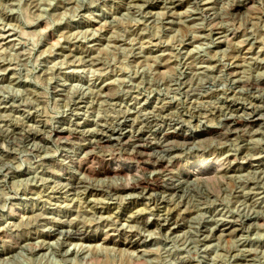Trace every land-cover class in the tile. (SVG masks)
<instances>
[{
    "label": "rangeland",
    "instance_id": "obj_1",
    "mask_svg": "<svg viewBox=\"0 0 264 264\" xmlns=\"http://www.w3.org/2000/svg\"><path fill=\"white\" fill-rule=\"evenodd\" d=\"M0 130V264H264V0H0Z\"/></svg>",
    "mask_w": 264,
    "mask_h": 264
},
{
    "label": "bare ground",
    "instance_id": "obj_2",
    "mask_svg": "<svg viewBox=\"0 0 264 264\" xmlns=\"http://www.w3.org/2000/svg\"><path fill=\"white\" fill-rule=\"evenodd\" d=\"M237 12V11H236ZM247 42V41H246ZM255 42V41H254ZM181 43V42H180ZM169 56V55H168ZM89 57V56H88ZM234 59V58H233ZM163 62V61H162ZM163 64V63H162ZM185 65V64H184ZM167 66V65H166ZM231 66V65H230ZM235 66V64H234ZM233 71V70H232ZM235 71V70H234ZM235 80V79H234ZM242 82V81H241ZM257 83V82H256ZM244 85V84H243ZM253 86V85H252ZM243 87V86H242ZM249 87V86H248ZM241 88V87H240ZM178 89V88H177ZM247 89V88H246ZM261 90V89H260ZM192 91V90H191ZM253 91V90H252ZM234 92V91H233ZM195 93V92H194ZM242 93V92H241ZM258 94V93H257ZM252 95V94H251ZM197 96V95H196ZM234 96V95H233ZM199 97V96H198ZM263 97V96H262ZM208 99V98H207ZM255 100V99H254ZM261 101V100H260ZM207 102V101H206ZM208 104V103H207ZM223 104V103H222ZM198 105V104H197ZM219 106V105H218ZM225 106V105H223ZM263 106V105H262ZM222 107V106H221ZM257 107V106H256ZM259 107V106H258ZM190 108V106H189ZM200 108V107H199ZM24 109V108H23ZM174 109V108H173ZM229 109V108H228ZM258 109V108H256ZM175 110V109H174ZM207 110V109H206ZM221 110V109H220ZM251 110V109H250ZM26 111V110H25ZM160 111V110H158ZM170 111V110H169ZM196 111V110H195ZM215 111V110H214ZM179 112V111H178ZM224 112V111H223ZM126 113V112H125ZM148 113V112H147ZM151 113V112H150ZM160 113V112H159ZM183 113V112H182ZM218 113V112H217ZM216 113V114H217ZM123 114V113H122ZM166 114V113H165ZM168 114V113H167ZM222 114V113H221ZM156 115V114H155ZM197 115V114H196ZM219 115V114H218ZM125 116V115H124ZM150 116V115H149ZM153 116V115H152ZM162 116V115H161ZM160 116V117H161ZM182 116V115H181ZM156 118V117H155ZM158 118V117H157ZM165 118V117H164ZM123 119V118H122ZM207 119V118H206ZM223 119V118H222ZM79 120V119H78ZM163 120V119H162ZM182 120V119H181ZM227 120V119H225ZM82 121V120H81ZM94 121V120H93ZM167 121V120H166ZM44 122V121H43ZM80 122V121H79ZM78 122V123H79ZM104 122V121H103ZM108 122V121H107ZM113 122V121H112ZM171 122V121H170ZM188 122V121H187ZM111 123V122H110ZM146 123V122H145ZM163 123V122H162ZM165 123V122H164ZM174 123V122H173ZM179 123V122H178ZM199 123V122H198ZM202 123V122H200ZM71 124V123H69ZM102 124V123H101ZM169 124V123H168ZM184 124V123H183ZM197 124V122H196ZM220 124V123H219ZM248 124V123H247ZM9 125V124H8ZM98 125V124H97ZM133 125V124H132ZM150 125V124H149ZM167 125V124H166ZM178 125V124H177ZM157 126V125H156ZM159 126V124H158ZM168 126V125H167ZM188 126V125H187ZM186 126V127H187ZM6 127V126H5ZM52 127V126H51ZM70 127V126H69ZM150 127V126H149ZM163 127V126H162ZM172 127V126H171ZM192 127V126H191ZM190 127V128H191ZM2 128V127H1ZM96 128V127H95ZM100 128V127H99ZM117 128V127H116ZM156 128V127H155ZM4 129V128H3ZM93 129V128H92ZM112 132H110L109 136L105 135L106 133H104V131L101 133H97V132H92L90 133L91 131L88 132L89 135H86V136H90L94 139H96V142L99 143V144H105V143H110L112 140L110 139V137H112V135H116L118 133V130H114V127L112 128ZM147 129V128H146ZM168 129V128H167ZM226 129V128H225ZM241 129V128H240ZM91 130V129H90ZM94 130V129H93ZM126 130V129H125ZM155 130V129H154ZM1 131V130H0ZM73 131V130H71ZM68 128L67 129H64V128H56V129H53L52 132L54 133V136H57V137H60L61 135L63 134H72ZM75 131V130H74ZM78 131V130H77ZM84 131V130H83ZM110 131V130H109ZM122 131V130H121ZM158 134L161 135L163 137V140H164V143L166 144L167 141L169 140H173L174 138H177L178 137V133H176L175 131H170V130H164V129H159L157 130ZM195 131V130H194ZM245 131V130H244ZM7 132V131H6ZM29 132V131H28ZM37 132V131H36ZM42 132V131H41ZM82 132V131H81ZM80 132V133H81ZM139 132V131H138ZM150 132V130H149ZM186 132V131H185ZM241 132V131H240ZM108 133V132H107ZM217 133V132H215ZM222 133V132H221ZM2 134V133H1ZM79 134V133H78ZM112 134V135H111ZM153 134V133H152ZM220 134V133H219ZM10 135V134H9ZM81 135V134H80ZM111 135V136H110ZM124 134H120L121 137H123ZM82 136V135H81ZM128 138L129 141H131L130 143L132 144L131 147L134 149L133 151L129 152L128 154L126 153H122L118 148H116L117 146H113L114 148H112L110 146V148H112V152H108L106 151V153H110L109 155H107L106 157H102V166L101 168H99L98 171H95L94 170H90V169H87L86 168V165H84V162H86L88 159L90 158H94L93 156L89 155L90 153H85V156L84 158H82L81 161H78L75 162V161H72L73 163H77V166H76V170L81 173V174H85V175H114L113 177H115V175L117 177H119L121 180H124L126 181V184L128 185L131 178H129V176H131V174H135L136 172H138V168H139V161L141 160L142 156H143V153L145 151H148L150 149H153L154 147H165L164 145H161V144H157V143H152L150 140H147L145 138V136L142 134V133H139V134H132V136L129 134V135H126ZM148 136V135H146ZM150 137V136H149ZM64 138V137H63ZM118 138V137H117ZM151 138V137H150ZM161 138V137H160ZM34 139V138H33ZM131 139V140H130ZM149 139V138H148ZM152 139V138H151ZM52 140V139H51ZM118 140V139H117ZM154 141V140H153ZM160 141V140H159ZM220 141V140H219ZM68 142V141H67ZM92 141H88L87 144L83 145L82 147V150H87L88 148L90 149V146L93 145L91 143ZM172 142V141H171ZM225 142V141H224ZM85 143V142H84ZM122 143V142H121ZM160 143V142H159ZM118 144V143H117ZM108 145V144H106ZM169 145V144H168ZM172 145V143H171ZM191 145V144H190ZM212 145V144H211ZM34 146V145H33ZM105 146V145H104ZM130 146V145H129ZM174 146V145H172ZM2 147V146H1ZM100 147V146H99ZM183 147V146H182ZM106 148V147H105ZM131 148V150H132ZM191 148V147H190ZM196 148V147H195ZM250 148V147H249ZM166 149V148H165ZM171 149V148H170ZM111 150V149H109ZM128 150V149H127ZM199 151V150H198ZM72 152V151H71ZM95 152V151H94ZM246 153V152H245ZM71 154V153H70ZM83 154V153H82ZM94 154V153H93ZM96 154V153H95ZM101 154V153H100ZM148 155V154H147ZM105 156V155H103ZM184 156V155H183ZM247 156V155H246ZM234 157V156H233ZM62 158V157H61ZM247 158V157H245ZM81 159V158H80ZM99 160V159H98ZM168 160V159H167ZM70 162V161H69ZM170 162V160H169ZM237 162V161H236ZM245 162V161H244ZM101 163V162H100ZM167 164V162H166ZM100 165V164H99ZM169 165V164H167ZM215 166H216V160H214L213 158H206V159H201L198 161V163L196 165H194V168L192 170H189L185 173V177H189V176H198V177H202L204 176L205 178H208L211 174L215 173ZM161 167H163V162L161 160H157L155 161L152 165H151V170L153 169V171L151 172H154V169L158 168L160 169ZM89 168V167H88ZM158 173V172H157ZM235 173V172H234ZM78 174V173H77ZM151 174V173H150ZM153 174V173H152ZM136 175V174H135ZM108 176V177H109ZM133 176V175H132ZM151 176V175H150ZM88 177V176H87ZM137 175L134 179H137ZM155 174H153V178L157 179ZM234 177V176H233ZM68 178V177H67ZM72 177H69L67 181H70V183L73 185L74 184H78L79 183V180H76V179H72ZM88 179V178H87ZM106 179V178H104ZM117 179V178H116ZM133 179V180H134ZM175 179V177H174ZM195 180V179H194ZM66 181V182H67ZM86 181V180H85ZM138 181V180H137ZM184 181V180H183ZM205 181V180H204ZM113 182V181H112ZM64 183V182H63ZM81 183V182H80ZM109 183V182H108ZM191 183V182H189ZM83 184V183H82ZM138 184V183H137ZM203 184V183H202ZM79 185V184H78ZM163 185L164 186H167L169 185L168 182H164L163 181ZM69 186V185H67ZM200 186V184H199ZM87 188V187H86ZM145 188V187H144ZM83 189V188H82ZM181 189V188H180ZM184 190V189H183ZM96 191V190H95ZM73 192V191H71ZM86 192V191H85ZM209 192V191H208ZM93 194V193H92ZM234 195V194H233ZM92 196V195H91ZM125 196V195H124ZM244 196V195H243ZM132 197V195H131ZM112 198V197H111ZM114 198V197H113ZM245 198V197H244ZM243 198V199H244ZM123 202V200H122ZM126 202V201H125ZM186 203V202H185ZM178 205V204H177ZM180 205V204H179ZM170 208V207H169ZM174 208V207H173ZM175 209V208H174ZM181 209V208H180ZM12 210V209H11ZM13 211V210H12ZM180 211V210H179ZM16 212V211H15ZM181 212V211H180ZM178 213V212H177ZM184 213V212H183ZM38 215V214H37ZM28 218V217H27ZM31 218V216H30ZM23 219V218H22ZM37 219V218H36ZM114 219V218H113ZM212 219V218H211ZM140 220V219H139ZM178 220V219H177ZM215 220V219H214ZM59 221V220H58ZM113 223V222H112ZM255 223V222H254ZM23 224V223H22ZM33 224H34V221H33ZM38 224V223H37ZM90 224V223H89ZM142 224V223H141ZM166 224V223H165ZM13 226V225H12ZM26 226V225H25ZM108 227V226H107ZM112 227V226H111ZM55 228V227H54ZM89 229V228H88ZM209 229V228H208ZM169 230V229H168ZM142 231V230H141ZM79 232V231H78ZM77 231L74 232L73 234L74 235H79L80 232L78 233ZM116 232V231H115ZM78 233V234H77ZM86 233V232H85ZM210 234V233H209ZM80 236V235H79ZM209 236V235H208ZM35 238V237H34ZM43 238V237H42ZM216 238V237H215ZM93 239V238H91ZM106 239V238H105ZM108 239V238H107ZM126 239V238H125ZM68 240V239H67ZM32 241V240H31ZM106 241V240H105ZM118 241V240H117ZM50 242V241H49ZM32 243V242H31ZM112 243V242H111ZM133 244V243H132ZM131 245V244H130ZM42 246V245H41ZM39 247V246H37ZM37 247L34 246V249H36ZM116 247V246H115ZM40 248V247H39ZM119 248V247H118ZM107 249V248H106ZM114 249V248H113ZM125 249V248H124ZM124 249H122L124 251ZM115 250V249H114ZM121 250V249H120ZM121 250V251H122ZM130 250V249H129ZM230 250V249H229ZM39 251V250H38ZM98 251V250H96ZM144 251V250H143ZM142 252V251H141ZM242 252V251H241ZM132 253V252H131ZM146 257V256H145ZM93 258V257H92ZM246 259V258H245Z\"/></svg>",
    "mask_w": 264,
    "mask_h": 264
}]
</instances>
